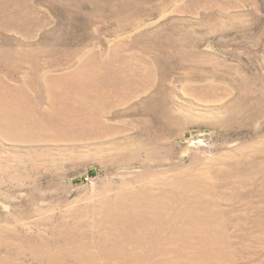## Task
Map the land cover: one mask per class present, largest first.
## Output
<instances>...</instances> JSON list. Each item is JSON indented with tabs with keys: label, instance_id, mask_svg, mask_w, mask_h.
Returning <instances> with one entry per match:
<instances>
[{
	"label": "rangeland",
	"instance_id": "rangeland-1",
	"mask_svg": "<svg viewBox=\"0 0 264 264\" xmlns=\"http://www.w3.org/2000/svg\"><path fill=\"white\" fill-rule=\"evenodd\" d=\"M0 101V264H264V0H0Z\"/></svg>",
	"mask_w": 264,
	"mask_h": 264
},
{
	"label": "bare ground",
	"instance_id": "bare-ground-1",
	"mask_svg": "<svg viewBox=\"0 0 264 264\" xmlns=\"http://www.w3.org/2000/svg\"><path fill=\"white\" fill-rule=\"evenodd\" d=\"M24 102V103H22ZM4 103H7V108H5V106L3 105ZM31 103V102H30ZM35 103L32 104V106L34 108H32L30 105H29V101H0V114H4V115H9V113H12V114H18V115H22V114H26L28 112H39L38 108H39V105L36 107L34 106ZM3 105V106H1ZM10 107V109H9ZM31 108V109H29ZM6 130V129H5ZM13 130L10 129V132H12Z\"/></svg>",
	"mask_w": 264,
	"mask_h": 264
}]
</instances>
